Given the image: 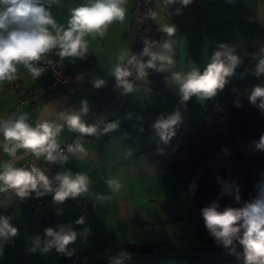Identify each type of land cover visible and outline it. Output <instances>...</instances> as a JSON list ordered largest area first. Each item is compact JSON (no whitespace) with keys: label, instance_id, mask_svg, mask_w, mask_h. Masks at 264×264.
Segmentation results:
<instances>
[{"label":"crops","instance_id":"1","mask_svg":"<svg viewBox=\"0 0 264 264\" xmlns=\"http://www.w3.org/2000/svg\"><path fill=\"white\" fill-rule=\"evenodd\" d=\"M90 2L40 0V6L58 26L67 28L72 10ZM152 2L150 36L139 18V0H124L123 21L109 24L102 36L85 37L93 62L79 85L20 104L37 79L28 68L16 64L15 79L0 82V120L14 121L24 115L33 128L45 121L60 126L56 145L73 140L62 175L85 178V190L75 197L62 202L45 197L44 207L57 223L53 232L63 229L76 234L63 252L55 245L49 247L53 238L47 236L24 196L11 188L0 191V221L7 219L17 229L14 236H0V264H169L180 259L179 252L197 246L199 225L207 229L195 212L189 190L166 163L214 96L192 95L184 100L174 74L183 77L194 69L203 73L220 52L226 63L229 55L237 59L224 87L238 81L250 97L256 87L264 88V72L258 71L264 60V0ZM168 26L175 27L174 35L164 31ZM165 42L171 43L170 51L163 48ZM139 46V62L132 68L126 63ZM146 47L171 56L173 63L162 68L157 60L141 76L139 65H147L151 58L144 54ZM57 53L53 49L42 57L54 58L65 68L79 66V57L61 58ZM117 66L130 73L123 78L125 83L115 75ZM97 81L103 83L97 87ZM72 115L94 132L69 127L66 117ZM173 117L176 123L169 129L158 127ZM79 134L88 139L76 138ZM6 143L11 146L0 133V171L6 163L17 168L30 152L18 148L10 156L4 151ZM83 198L91 207L80 215ZM222 245L216 239L210 247ZM202 255L218 253L207 248Z\"/></svg>","mask_w":264,"mask_h":264},{"label":"clouds","instance_id":"2","mask_svg":"<svg viewBox=\"0 0 264 264\" xmlns=\"http://www.w3.org/2000/svg\"><path fill=\"white\" fill-rule=\"evenodd\" d=\"M173 0H168V3ZM191 0H182L187 5ZM124 0H91L90 3L72 10L67 28L58 26L51 14L40 6V0H0V82L15 79L16 64L23 63L35 79L43 72L42 68L34 67L30 62L38 61L41 57L53 49H58V55L64 57H83L88 51V41L85 39L89 34L103 35L107 26L114 21H123L125 9L122 7ZM164 31L174 35L175 27H165ZM163 48L171 50V43L165 42ZM144 54L151 58L147 65L140 64V75H145V67H155V61L171 65L173 60L169 55L150 52L144 49ZM221 53L217 52L203 73L192 70L185 76L174 74L180 82V90L183 99L188 100L190 96L197 95L211 97L216 94L217 89H222L226 77L232 74L237 64V59L229 55L227 63L221 59ZM121 60L124 59L122 54ZM134 59V58H133ZM129 63H132L130 60ZM259 72H264V60L260 61ZM130 73L127 69L117 66L115 75L121 83H125L124 77ZM103 81H97L99 87ZM257 97L264 98V88L256 87L251 99L255 102ZM264 107V101L261 103ZM176 117L158 124L162 129H169L176 123ZM27 117L22 115L14 121L0 120V133L5 141L11 142L4 145V151L10 156H15L18 148L30 150L34 155L47 154L46 159L54 161L57 149L55 136L60 126L47 121L38 124L35 128L27 122ZM69 127L77 129L82 133L91 134L93 128L85 127L77 115L66 117ZM264 145V137L261 138ZM0 171V191L8 188L16 189L21 197L30 191L37 190L38 186L45 191H51V184L46 175L39 169L33 167L31 171L24 168H15L11 164H4ZM59 187L55 190L54 199L64 201L69 196L75 197L85 190V178L77 176L75 179L69 175H58ZM40 195L41 193H37ZM237 201L240 199L236 196ZM204 223L208 230L224 246L233 245L238 241L244 249L245 264H264V188H261L257 198L245 203L243 207H226L219 210L217 203L202 210ZM82 222V221H80ZM17 229L8 224L7 219L0 221V236L5 238L16 235ZM46 234L53 239L49 247L55 245L58 251L63 252L65 246L74 241V232L55 233L51 229ZM47 251V248L45 249ZM127 255V254H125Z\"/></svg>","mask_w":264,"mask_h":264},{"label":"trees","instance_id":"3","mask_svg":"<svg viewBox=\"0 0 264 264\" xmlns=\"http://www.w3.org/2000/svg\"><path fill=\"white\" fill-rule=\"evenodd\" d=\"M144 26L150 36V20ZM140 52V46L134 47L126 64L136 67ZM262 101L264 98L257 97L253 102L238 81L226 85L209 100L201 118L169 157L166 167L189 190L199 219L204 220L202 210L213 203L219 210L240 208L264 188ZM215 240L210 230L199 225L197 246L179 252L180 259L169 264H245L244 249L238 241L227 247H210ZM207 248L216 249L218 255H202Z\"/></svg>","mask_w":264,"mask_h":264},{"label":"built area","instance_id":"4","mask_svg":"<svg viewBox=\"0 0 264 264\" xmlns=\"http://www.w3.org/2000/svg\"><path fill=\"white\" fill-rule=\"evenodd\" d=\"M139 18L144 24L149 20L153 10L152 0H139ZM80 64L76 68H65L54 58L42 57L38 61H31L34 67L42 68L43 72L37 77L33 87V91L20 100V104L33 101L41 96L50 94L60 88L79 85L84 77V72L88 66L93 62V58L88 52L83 57H79ZM78 139H88L83 134L76 136ZM73 140L65 141L57 145L54 155L57 159L54 161L46 159V153L40 156L34 155L29 152L26 161L18 165L17 168H24L29 171L33 167L39 169L46 175L51 184V191H45L42 187L38 186L37 190L30 191L24 198L27 205L37 212L38 218L42 227L46 231L51 229L54 231L57 228L53 214L44 207L45 197L54 199L55 190L59 187V181L56 179L58 175H62L66 158L72 147ZM16 192L17 190L14 189ZM41 193L38 195L37 193ZM90 205L83 198L79 203L80 215H85L90 210Z\"/></svg>","mask_w":264,"mask_h":264},{"label":"rangeland","instance_id":"5","mask_svg":"<svg viewBox=\"0 0 264 264\" xmlns=\"http://www.w3.org/2000/svg\"><path fill=\"white\" fill-rule=\"evenodd\" d=\"M174 261H176V260H174ZM174 261H170V263H172V262H174ZM163 264V263H162ZM164 264H166V263H164Z\"/></svg>","mask_w":264,"mask_h":264},{"label":"water","instance_id":"6","mask_svg":"<svg viewBox=\"0 0 264 264\" xmlns=\"http://www.w3.org/2000/svg\"><path fill=\"white\" fill-rule=\"evenodd\" d=\"M17 194V192H15Z\"/></svg>","mask_w":264,"mask_h":264}]
</instances>
